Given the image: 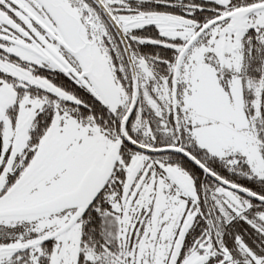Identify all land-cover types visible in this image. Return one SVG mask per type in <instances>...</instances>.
<instances>
[{
  "label": "snow or ice",
  "instance_id": "1",
  "mask_svg": "<svg viewBox=\"0 0 264 264\" xmlns=\"http://www.w3.org/2000/svg\"><path fill=\"white\" fill-rule=\"evenodd\" d=\"M0 264H264V0H0Z\"/></svg>",
  "mask_w": 264,
  "mask_h": 264
}]
</instances>
